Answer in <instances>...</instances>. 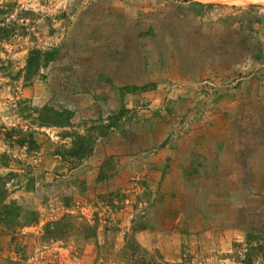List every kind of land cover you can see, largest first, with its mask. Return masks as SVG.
<instances>
[{"label": "rangeland", "instance_id": "obj_1", "mask_svg": "<svg viewBox=\"0 0 264 264\" xmlns=\"http://www.w3.org/2000/svg\"><path fill=\"white\" fill-rule=\"evenodd\" d=\"M5 3L12 7L0 17L16 21V31L0 42V180L4 201H14L33 220L0 228V264H264V195L258 190L264 182V4L0 0V6ZM32 48L40 51L38 67L25 78ZM195 71L207 80L231 74L232 80L247 75L252 81L249 98H235L231 106V123L248 129L234 128L226 157L220 152L224 163L208 165L217 174L205 171L195 185L223 198L243 191L233 202L201 210L209 216L205 230L216 224L218 238L230 227L243 233L220 249L210 248L209 233L197 235V197L160 195V181L146 180L153 173L141 163L159 151L132 152V170L114 171L119 162L131 165L129 151L140 137L135 131L155 114L141 93L162 79ZM158 83L161 94L165 84ZM242 103L245 118L238 110ZM54 114H60L59 122ZM203 117V127L223 122ZM157 122L152 129L160 137ZM240 138L242 147L235 143ZM171 141L179 153L185 149L182 133H173ZM85 147L89 153L78 155ZM172 223L177 227L168 229ZM146 226L141 243L134 233Z\"/></svg>", "mask_w": 264, "mask_h": 264}, {"label": "crops", "instance_id": "obj_2", "mask_svg": "<svg viewBox=\"0 0 264 264\" xmlns=\"http://www.w3.org/2000/svg\"><path fill=\"white\" fill-rule=\"evenodd\" d=\"M192 74L193 76L191 73L185 74L184 76L178 77V79L168 77L165 78V80L162 79L159 83L155 81L156 84L153 89L143 91L144 94L141 93L140 96L143 98L142 101L144 104H148L149 111L155 114L156 111H158L162 116L161 118H157L154 114L152 117L150 116L143 121L146 126L135 131L138 136H140L138 139L139 142L137 141L132 144L133 149L130 148L129 151L131 165L127 168L125 164L122 166L123 163L119 162L116 164V169L114 168V171L118 170L126 173L132 170V166H134L136 159L133 158L132 152L146 150L151 154L152 150L159 151L161 153L159 157L155 155L152 159H146L141 163L144 170L147 169L153 173V175H146V180L153 181V183H158L160 181V195L162 194L170 197L172 195L176 196L183 193L185 195L193 194L197 197V204L193 203L192 206V208H195L197 212L200 213L199 222L201 224V230L198 231L197 235L203 236V231L204 233H209L211 238L210 248L220 249L222 244H228L233 241L238 242L241 240L243 233L240 232V229L230 227L229 229L231 230H228V233L219 235L218 238L216 224L212 225L209 231L205 230L209 224V216L201 213V210L205 206L208 207L213 203L218 204L219 202H225L226 200L233 202L235 198H241L243 196V191L239 189L236 193L230 192L225 196V198H227L225 199L223 198L224 194L218 191H207L202 187L195 185L201 179V176L205 175V171L209 172L208 174H217V170H215L216 166L210 171H207L209 168L208 165L224 163L220 152L224 149V156L226 157L225 151L226 149H230L228 144L234 141V137H232V131L234 128L240 129L241 131L248 129L247 124H235V126L231 123L235 111L231 106L233 99L235 98L240 100L249 98L251 94L250 82L252 81L248 80L247 75H240L238 79L235 80H232L233 76L231 74L222 77L217 75L210 80H207L204 75H201L197 71ZM254 81L257 85L262 82L259 78ZM157 83L160 85L165 84V91L161 94L158 93V88L160 87H157ZM252 94L262 96L261 91L254 90V93L252 92ZM163 100H166L165 108L160 107ZM181 103L183 105H181ZM240 106L241 111L238 109L240 116H243V118L247 117L246 115L244 116L242 111L244 104L242 103ZM204 115H209L211 116V119L214 118V120H217L215 119L217 117L220 121L223 120V122L219 123V127H215L214 129L212 127H214L217 122L214 123L215 125H213V123L210 125L206 122L207 125L204 124V127L200 126L201 120L205 118L203 117ZM156 120H158L157 125L161 126L162 129L160 137H158L152 129L153 127H156L153 125ZM227 122H229V125H227ZM148 123L149 125H147ZM113 130L115 133L121 131V129L117 128H114ZM176 131L177 133H182L185 138V149L181 153L178 152V149L174 144H171L172 135L173 133L175 134ZM235 143H237L238 147L245 145L241 138ZM217 145L222 146L218 149ZM213 152L214 154H212ZM260 156L261 161L264 158V155ZM252 158L253 157H251V159ZM254 159L256 160V163L260 162L258 161V156L254 157ZM191 161L193 162V165L191 164ZM262 164L264 165V160L262 161ZM193 169L197 171L195 172ZM232 170L236 171V169ZM198 171L199 173H197ZM95 173H97V171H95ZM167 186H169L170 189L166 188ZM260 186L261 187H258V190L262 189L261 192L262 195H264V182ZM207 196H209V198L205 199L204 197ZM216 219L219 220L217 216L215 218L212 217V220L215 221ZM164 226L166 225L160 224V227ZM168 227L177 226L175 223H172L167 225V228ZM148 229L149 228L146 226L144 230L136 231L134 233L136 240L144 243L145 240L142 238V235L149 231ZM218 253L219 252L216 251V254ZM216 254L212 255L211 258L214 257L215 259L223 260Z\"/></svg>", "mask_w": 264, "mask_h": 264}, {"label": "trees", "instance_id": "obj_3", "mask_svg": "<svg viewBox=\"0 0 264 264\" xmlns=\"http://www.w3.org/2000/svg\"><path fill=\"white\" fill-rule=\"evenodd\" d=\"M185 1V0H182ZM12 3H5L4 5L0 6V15L1 14H6L9 12V9ZM16 21H8L4 22V18L0 17V42L8 39V37L11 35V33H14L16 31ZM20 29H22V25L19 26ZM54 51H45L42 52L43 55L46 56H51ZM40 51H38L35 48L30 49L27 52L26 58H25V63H24V70H25V78L30 77L32 75L37 67H38V61H39V56ZM137 90H144V87H135ZM56 116V117H55ZM52 117L56 118V122H59V118L61 117L60 114H54ZM17 142H23V138L17 137L15 139ZM32 141H28L27 145H29ZM80 156H86L89 151L87 147L78 149ZM78 150L74 151V153H78ZM5 189L4 185L1 183L0 180V228H17V227H22L23 225H27L28 223L32 222L33 216L32 213L22 210V208L16 204L12 200H8L7 202L4 201L5 197ZM133 241V240H132ZM136 243V242H135ZM134 243V244H135Z\"/></svg>", "mask_w": 264, "mask_h": 264}, {"label": "bare ground", "instance_id": "obj_4", "mask_svg": "<svg viewBox=\"0 0 264 264\" xmlns=\"http://www.w3.org/2000/svg\"><path fill=\"white\" fill-rule=\"evenodd\" d=\"M225 1H227V2H237L238 0H225ZM250 1H256V2L264 4V0H250Z\"/></svg>", "mask_w": 264, "mask_h": 264}]
</instances>
